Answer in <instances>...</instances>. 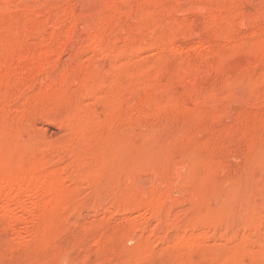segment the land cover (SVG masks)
Returning <instances> with one entry per match:
<instances>
[{"label":"rangeland","instance_id":"374dc122","mask_svg":"<svg viewBox=\"0 0 264 264\" xmlns=\"http://www.w3.org/2000/svg\"><path fill=\"white\" fill-rule=\"evenodd\" d=\"M9 1L0 44L52 60L0 83V169L40 165L66 207L36 226L0 200V264H264V0Z\"/></svg>","mask_w":264,"mask_h":264},{"label":"bare ground","instance_id":"6f19581e","mask_svg":"<svg viewBox=\"0 0 264 264\" xmlns=\"http://www.w3.org/2000/svg\"><path fill=\"white\" fill-rule=\"evenodd\" d=\"M145 1V0H144ZM181 1V0H180ZM187 0H185V2H186ZM200 0H198V2H199ZM212 1V0H211ZM213 1H215L216 3H217V1L216 0H213ZM226 1V0H225ZM10 1L9 0H6V3L8 4ZM188 2V1H187ZM201 2V1H200ZM231 2V1H230ZM13 3V2H12ZM191 3H192V1H191ZM190 3V4H191ZM194 3V2H193ZM202 3V5L204 4V2H201ZM221 3H222V1H221ZM235 3V2H234ZM182 4V3H181ZM197 4V3H196ZM194 5V8L193 7H191L192 9H194V10H197V9H195V6H197V5ZM199 5H200V3H198ZM233 4V3H232ZM236 4V3H235ZM234 4V7H236V5ZM174 5V4H173ZM172 5V6H173ZM183 5V4H182ZM189 5V4H188ZM187 5V6H188ZM206 5V4H205ZM212 5V4H211ZM211 5L210 4H208V6L210 7V9L208 10V12H209V15H207L206 17L207 18H209L208 16H211L213 19H217L219 16H217V14L215 13V10H213V9H211ZM219 5H221L220 3L219 4H217L216 6H218V7H213V8H215L216 10H219L218 8H219ZM227 5V4H226ZM231 5V4H230ZM4 6V5H3ZM9 6V5H8ZM186 6V8H188L189 10L191 9L190 8V6H193V5H190L189 7H187ZM207 5H206V8L208 7ZM213 6V5H212ZM227 6H229V5H227ZM112 7V6H111ZM176 7V6H175ZM178 8H179V6H177ZM199 7H201V6H198L197 8H199ZM205 7V6H204ZM203 7V8H204ZM208 7V8H209ZM231 7L232 8H234L232 5H231ZM239 7V6H238ZM113 8V7H112ZM111 8V9H112ZM171 8H173V7H171ZM181 8V7H180ZM185 8V9H186ZM207 8V9H208ZM229 8V7H228ZM115 9V8H114ZM163 9V8H162ZM177 9V8H176ZM175 8H173V10H176ZM182 9H183V6H182ZM225 9V8H224ZM227 9V8H226ZM171 10V9H170ZM187 10V9H186ZM203 10V9H202ZM121 11H123V10H121ZM156 11V10H155ZM178 11H179V9H178ZM182 11V10H181ZM188 11V10H187ZM199 11V10H198ZM207 11V10H206ZM227 11H228V9H227ZM242 11V10H241ZM125 12V11H124ZM146 12V11H145ZM158 12H160V10L158 11ZM186 11H184V13H185ZM229 12V11H228ZM233 12V11H232ZM4 13V12H3ZM118 13V12H117ZM155 13V12H154ZM153 13V14H154ZM162 13V12H161ZM164 13V12H163ZM166 13V12H165ZM177 12H175V14H176ZM223 13H225V10H224V12ZM236 13H238V12H236ZM1 14V13H0ZM126 14V13H125ZM128 14V13H127ZM126 14V15H127ZM150 14H152V13H150ZM169 14H170V12H169ZM227 14V13H226ZM225 14V15H226ZM235 14V13H234ZM36 15H38V14H35V16ZM114 15H116V14H114ZM155 15V14H154ZM174 15V14H173ZM220 15V14H219ZM224 15V14H223ZM228 15H229V13H228ZM246 15V14H245ZM244 15V16H245ZM259 15V14H258ZM117 16H119L118 14H117ZM147 16V15H146ZM159 16V15H158ZM166 16V15H165ZM168 16H170V15H168ZM168 16H167V18H168ZM231 16V15H230ZM42 17V16H41ZM120 17V16H119ZM143 17H144V15H143ZM142 17V18H143ZM148 17V16H147ZM173 17V16H172ZM234 17V16H233ZM241 17V16H240ZM239 17V18H240ZM245 17H247V16H245ZM256 17V16H255ZM1 18V17H0ZM12 18V17H11ZM10 18V19H11ZM33 18V17H32ZM56 18V17H55ZM54 18V19H55ZM151 18H153V17H151ZM157 18H160V17H156L155 19L157 20ZM232 18V17H231ZM230 18V19H231ZM8 19V18H7ZM57 19V18H56ZM63 20H64V18H62ZM110 20L112 19V17L111 18H109ZM116 19L117 18H115L114 20L116 21ZM147 19V18H146ZM150 18H148V20H149ZM169 19H170V17H169ZM219 19V18H218ZM228 19V18H227ZM236 19V18H235ZM248 19H250V18H248ZM246 20V22L248 21V22H250L249 20ZM253 19H256L257 20V17L256 18H253ZM252 19V20H253ZM260 19H262V18H260ZM2 20V19H1ZM3 20H4V18H3ZM9 20V19H8ZM38 20V19H37ZM47 20V19H46ZM53 20V19H52ZM59 19H57V21H58ZM245 20V19H244ZM12 21V20H11ZM34 20H32V22H33ZM40 21H42L43 22V20H40ZM49 21V20H48ZM61 20H59V22H60ZM105 21V20H104ZM107 21V20H106ZM158 21H160V20H158ZM218 21H220V19L218 20ZM222 21H225L224 19L222 20ZM231 21V20H230ZM234 21V20H233ZM232 21V22H233ZM238 21V20H237ZM243 21V20H242ZM2 22V21H1ZM9 22H10V20H9ZM151 23H154L153 21H150ZM208 22V21H207ZM210 22V21H209ZM217 22V21H216ZM221 22V21H220ZM236 22V21H235ZM256 22V21H255ZM258 22H259V20H258ZM258 22H256V23H258ZM261 22V21H260ZM3 23V22H2ZM36 23V22H35ZM49 23H53V22H49ZM54 23H57V22H54ZM54 23L52 24V25H54ZM107 23V22H106ZM148 24H147V26L150 24L149 22H147ZM205 23V22H204ZM213 23V22H212ZM222 23V22H221ZM220 23V24H221ZM253 23V22H252ZM262 23V22H261ZM264 23V22H263ZM1 24V23H0ZM4 24H6V23H4ZM37 24V23H36ZM44 24H45V22H44ZM58 24V23H57ZM157 24H158V22H157ZM216 24H218V22L216 23ZM227 25V22L226 23H224V25ZM230 24V23H229ZM245 24V23H244ZM251 24V23H250ZM249 24V25H250ZM47 24H45V25H43L44 27L46 26ZM156 25V24H155ZM211 26H213L212 24H210ZM223 25V26H224ZM231 25H233L234 26V23L233 24H231ZM248 25V24H247ZM248 25V27H250V26H254V25H250L249 26ZM258 25V24H257ZM31 26V25H30ZM58 26H60V25H58ZM106 26V25H105ZM139 26V25H138ZM142 26V25H141ZM146 26V27H147ZM209 26V25H208ZM219 26V25H218ZM228 26V25H227ZM237 26V25H236ZM239 26V25H238ZM256 26V25H255ZM260 26V25H259ZM263 26V25H262ZM38 27V26H37ZM185 27V26H184ZM189 27V26H188ZM194 27V26H193ZM215 27V26H214ZM220 27V26H219ZM221 27H222V24H221ZM257 27V26H256ZM100 28V27H99ZM137 28V27H136ZM182 28H183V26H182ZM207 28V27H206ZM216 28H218V27H216ZM238 28H240L241 29V27H238ZM237 28V29H238ZM243 28V27H242ZM262 28V27H261ZM264 28V27H263ZM29 29V28H28ZM33 29V28H32ZM43 29V28H42ZM45 29V28H44ZM133 29V28H132ZM143 29V28H142ZM151 29V28H150ZM189 29H190V27H189ZM194 29V28H193ZM208 29V28H207ZM213 28H210L209 30H212ZM220 29V28H219ZM222 29V28H221ZM226 29V28H225ZM237 29H236V31H237ZM30 30H31V27H30ZM144 30V29H143ZM152 30V29H151ZM179 30V29H178ZM206 30V29H205ZM257 30V29H256ZM43 31V30H42ZM125 31V30H124ZM135 31V30H134ZM139 30H137V32H138ZM172 31V30H171ZM174 31V30H173ZM180 31H182L181 29H180ZM194 31H195V29H194ZM194 31H193V33H194ZM214 31V30H213ZM217 31H218V29H217ZM235 31V30H234ZM247 31V30H246ZM254 31V30H253ZM262 31V30H261ZM23 32H24V30H23ZM33 32H34V30H33ZM32 32V33H33ZM40 32V31H39ZM38 32V33H39ZM146 32V31H145ZM189 32V31H188ZM204 32V31H203ZM219 32V31H218ZM218 32H216L217 34H218ZM223 32H225V31H223V29H222V34H220L221 35V38H222V35L224 34ZM237 32H239V31H237ZM256 32V31H255ZM264 32V31H263ZM37 33V32H36ZM35 32L33 33V35L34 34H36ZM41 33V32H40ZM68 33V32H67ZM102 33H104V32H102ZM102 33H100V34H102ZM128 33V32H127ZM173 33V32H172ZM179 33H181V32H179ZM187 33V32H186ZM192 33V34H193ZM207 33L209 34V33H211L210 31H207ZM207 33H204V35L205 34H207ZM213 33V32H212ZM212 33L211 34H209L210 36L212 35ZM234 33H236V32H233L232 34H234ZM260 31H259V34H258V36H260ZM23 34V33H22ZM100 34H98V35H100ZM133 34H135V33H133ZM191 34V35H192ZM195 34V33H194ZM229 35H230V33H228ZM255 34V33H254ZM31 35V34H30ZM37 35V34H36ZM35 35V36H36ZM110 35V34H109ZM150 35V34H149ZM171 35V34H170ZM175 35H179L180 36V34H178V33H176L175 32ZM184 34H181V37L183 36ZM191 35H189V37H191ZM196 36L198 35V33L197 34H195ZM226 35H227V33H226ZM228 35V36H229ZM24 36V35H23ZM28 36V35H27ZM95 36V35H94ZM105 36H107L106 34H105ZM131 36V35H130ZM133 36V35H132ZM131 36V37H132ZM136 36V35H135ZM134 36V37H135ZM141 36V35H140ZM193 36V35H192ZM201 36H203V35H201ZM200 36V37H201ZM206 36H208V35H206ZM219 36V35H218ZM217 36V37H218ZM225 36V35H224ZM228 36H226V37H228ZM257 36V37H258ZM262 36H264L263 35V33L261 34V37ZM19 37V36H18ZM29 37V36H28ZM34 37V36H33ZM53 37V36H52ZM129 37V36H128ZM133 37V38H134ZM137 37V36H136ZM152 37V36H151ZM150 37V38H151ZM172 37V36H171ZM185 37V36H184ZM187 37V36H186ZM185 37V38H186ZM226 37H225V39H224V37H223V40H226ZM231 37V36H230ZM229 37V38H230ZM93 38V37H92ZM110 38H111V36H110ZM137 38H139V37H137ZM141 38V37H140ZM159 38V37H158ZM173 38V37H172ZM170 39V37H169V40H167V36H166V40L164 41V43H162L161 45H160V50L162 51V52H166V51H170V50H172V48L174 47V41H173V39ZM176 38H180V37H176ZM202 38V37H201ZM206 39H208L207 37H205ZM211 38V37H210ZM209 38V39H210ZM215 37H213V39H214ZM220 38V37H219ZM16 39H17V36H16ZM19 39H20V37H19ZM43 39V38H42ZM55 39H58V38H55ZM128 39H130V37L129 38H127V40ZM135 39V38H134ZM145 38L143 37V39L142 40H144ZM160 39H162L161 37H160ZM164 39H165V37H164ZM163 39V40H164ZM174 39H175V37H174ZM199 39V38H198ZM205 39V40H206ZM212 38H211V40H213ZM217 39V38H216ZM233 39V38H232ZM231 39V40H232ZM237 39V38H236ZM235 39V40H236ZM46 40V39H45ZM50 40V39H49ZM110 40V39H109ZM145 40H147V39H145ZM148 40H149V38H148ZM156 39H154V41H155ZM159 40V39H158ZM201 40V39H200ZM199 40V41H200ZM227 40H228V38H227ZM234 40V41H235ZM39 41V40H38ZM38 41L36 42V43H38ZM42 41V40H41ZM51 41H52V38H51ZM60 41H61V39H60ZM94 41L96 42L95 44H97V46L96 47H99V48H102L103 46H104V40H101V38L100 37H94ZM180 40L178 39V42H179ZM210 41V40H209ZM233 41V40H232ZM232 41H230L231 43H233ZM263 39L261 40V43L263 44ZM55 42V41H54ZM53 42V43H54ZM57 42V41H56ZM59 42V41H58ZM58 42H57V44H58ZM148 42V41H147ZM150 42V41H149ZM156 42H158V41H156ZM155 42V43H156ZM177 42V41H176ZM36 43H35V45H36ZM61 44H62V42H60ZM110 43V42H109ZM141 43V42H140ZM142 43H144V42H142ZM158 43H160V42H158ZM235 43V42H234ZM18 44V43H17ZM39 44V43H38ZM55 44V43H54ZM61 44L60 45H58V46H60L61 47ZM157 44V43H156ZM177 44H179V43H177ZM226 44V43H225ZM261 44V45H262ZM43 45V44H42ZM136 45V44H135ZM154 45V43L152 44V45H150L151 47ZM158 45V44H157ZM205 45V44H204ZM212 45H213V43H212ZM228 45H230V44H228ZM236 43H235V46L234 47H236ZM40 46V45H39ZM141 46H142V44H141ZM143 46H144V44H143ZM142 46V47H143ZM145 46H147V44H145ZM156 46V45H155ZM159 46V45H158ZM158 46H156V47H158ZM176 46V45H175ZM208 46V45H207ZM210 46H211V44H210ZM233 46V45H232ZM259 46H260V42H259ZM23 46H16V47H14V46H12V44H9V45H1L0 44V83H4V82H7L8 81V79L13 75H17V74H24V73H27V71L30 69V66H31V64L32 65H35V62L37 63H43V62H45V60L47 59V55H46V53L45 52H41V53H38V55L37 54H35V52L33 53H31L30 51V53L29 54H26V52H24L23 50V48H22ZM106 47V46H105ZM137 47V48H136ZM136 49H138L139 47H138V45H136ZM154 47V46H153ZM217 47V46H216ZM106 48H108V47H106ZM112 48V47H111ZM144 48V47H143ZM148 48V47H147ZM176 48V47H175ZM201 48H203V47H201V45H200V47H198V49H201ZM214 49H215V47H213ZM238 48V47H237ZM262 48V46L260 47V49ZM264 48V47H263ZM31 49V48H30ZM29 49V50H30ZM103 49V48H102ZM101 49V50H102ZM218 50H219V48H217ZM216 49V50H217ZM52 50H54V48L52 49ZM56 50V49H55ZM97 50H100V49H97ZM114 50H116L117 51V49L115 48ZM132 50H134V49H132ZM131 50V51H132ZM143 50V49H142ZM151 50V49H150ZM149 50V51H150ZM156 50V49H155ZM155 50H153V51H155ZM193 50V49H192ZM44 51V50H43ZM57 51L59 52L60 51V49L58 50V47H57ZM119 51V50H118ZM121 51H123V50H121ZM144 51V50H143ZM152 51V52H153ZM197 51H199V50H197ZM263 51H264V49H263ZM37 52V51H36ZM124 53L126 52V51H123ZM129 50H128V54H129ZM134 52H135V50H134ZM137 52V51H136ZM213 52V51H212ZM52 53V52H51ZM110 53H113V52H110ZM132 53H133V51H132ZM160 53V52H159ZM170 53V52H169ZM204 53V52H203ZM220 53V52H219ZM50 54V53H49ZM58 54V53H57ZM59 54H60V52H59ZM115 54V53H114ZM135 55H136V53H134ZM134 54H133V56H134ZM211 54V53H210ZM214 54H216V53H214ZM51 55V57H52V54H50ZM56 55V54H55ZM55 55H54V57H55ZM117 55V54H116ZM130 55H131V53H130ZM129 55V56H130ZM140 55V54H139ZM142 55V54H141ZM206 55V54H205ZM208 55H209V53H208ZM207 55V56H208ZM132 56V57H133ZM166 56V55H165ZM211 56V55H210ZM50 57V56H49ZM50 57V58H51ZM53 57V58H54ZM135 57H138V56H135ZM164 57V56H163ZM219 57V56H218ZM135 59V58H134ZM163 59V58H162ZM164 59H166V58H164ZM50 60H52V59H50ZM49 60V61H50ZM133 60V59H132ZM135 60H137V58L135 59ZM219 60H221V58L219 59ZM224 60V59H223ZM48 61V60H47ZM46 61V62H47ZM48 61V62H49ZM45 62V66H48V65H46L47 63ZM116 62V61H115ZM137 62V61H136ZM220 62H223L222 60L220 61ZM49 63H51V62H49ZM38 64V65H39ZM135 65V64H134ZM220 66V64H217V66ZM216 67V66H215ZM214 67V68H215ZM41 68V67H40ZM40 68H38V69H40ZM134 68V67H133ZM138 68V67H137ZM217 68H219V67H217ZM69 69V68H68ZM132 69V68H131ZM220 70H222V65L220 66V68H219ZM33 70V69H32ZM148 70V69H147ZM187 70V69H186ZM193 70V69H192ZM215 70V69H214ZM42 71V70H41ZM44 71V70H43ZM182 70H180V72H181ZM184 71H185V69H184ZM200 71V69L198 70V72ZM217 71H219V70H217ZM34 72V71H33ZM33 72H31V73H33ZM35 72H37L36 70H35ZM34 72V73H35ZM127 72V71H126ZM181 73H185V72H181ZM180 73V74H181ZM190 73H191V71H190ZM200 74H201V71L199 72ZM177 74V73H176ZM189 74V73H188ZM195 74V73H194ZM200 74H198V75H200ZM185 75V74H184ZM186 75H187V73H186ZM19 76V75H18ZM26 76V75H25ZM28 76V75H27ZM32 76V75H31ZM31 76H28V79H29V77L31 78ZM35 76V75H34ZM176 76V75H175ZM179 76V75H178ZM177 76V77H178ZM193 75H191V77H192ZM195 77L197 76V75H194ZM21 77V76H20ZM24 77V76H23ZM126 77V76H125ZM142 77V76H141ZM194 77V78H195ZM22 78V77H21ZM27 78V77H26ZM50 78V77H49ZM67 78V77H66ZM71 78V77H70ZM124 78V77H123ZM159 78V77H158ZM188 78H190V77H188ZM187 78V79H188ZM151 79V78H150ZM174 79H176V77L174 78ZM182 79H183V77H182ZM187 79H185V80H187ZM191 79V78H190ZM196 79V78H195ZM57 80V79H56ZM176 80H178V79H176ZM13 81V80H12ZM15 81V80H14ZM13 81V82H14ZM54 82H55V80H53ZM134 81V80H133ZM146 81V80H145ZM147 81H149V79L147 80ZM182 81V80H181ZM17 82V81H16ZM25 82V81H24ZM151 82V81H150ZM150 82H148V84L150 83ZM154 82V81H153ZM152 82V83H153ZM159 82V81H158ZM175 82V81H174ZM8 83V82H7ZM17 83H19V81L17 82ZM17 83H16V85H17ZM29 82H27V84H28ZM64 83H65V81H64ZM67 83H69L68 82V80H67ZM123 83V82H122ZM156 83V82H155ZM182 83H184V82H182ZM9 84V83H8ZM7 84V85H8ZM56 83H53V85H55ZM66 84V83H65ZM64 84V85H65ZM103 84V83H102ZM157 84V83H156ZM170 84V83H169ZM171 84H172V82H171ZM21 85H22V83H21ZM63 85V86H64ZM109 85V84H108ZM57 86V85H56ZM150 87H153V86H151V85H149ZM148 85H144V86H141L142 88H147L146 89V91H148V87H149ZM157 86V85H156ZM2 87V86H1ZM54 87V86H53ZM132 87V86H131ZM158 88H159V86H157ZM156 87V88H157ZM166 87V86H165ZM173 88H174V86H173ZM50 89V88H49ZM150 89V88H149ZM152 89H155L154 87L152 88ZM167 90V89H166ZM169 90V89H168ZM151 91H153V90H151ZM170 91H171V89H170ZM170 91H168V92H170ZM9 92V91H8ZM7 92V93H8ZM12 92V91H11ZM149 92V91H148ZM106 93V92H105ZM15 94V93H14ZM5 95V94H4ZM3 95V96H4ZM11 95H12V93H11ZM107 95V94H106ZM6 96V95H5ZM10 96V95H9ZM13 96V95H12ZM15 96V95H14ZM105 96V95H104ZM103 96V97H104ZM7 97V96H6ZM0 98H2V95H0ZM10 98H11V96H10ZM13 98V97H12ZM11 98V99H12ZM120 98V97H119ZM126 98V97H125ZM169 98V97H168ZM4 99V98H3ZM7 99V98H6ZM6 99H4V100H6ZM123 99V98H122ZM126 100V99H125ZM171 99H169L168 101H170ZM6 101H8V100H6ZM122 101V100H121ZM124 101V100H123ZM164 101V100H163ZM172 101H174V99L172 100ZM159 102V101H158ZM171 102V101H170ZM169 103V102H168ZM167 102H165V104H168ZM158 104V103H157ZM160 104V103H159ZM162 104V103H161ZM171 104V103H170ZM177 105L178 103H174L173 105ZM163 105H164V102H163ZM163 105L161 106V105H156L155 106V109L156 110H158V112L157 113H159V110H160V112L162 113V108H163ZM175 105V106H176ZM167 106V105H166ZM165 106V107H166ZM131 107V106H130ZM133 107V106H132ZM131 107V108H132ZM165 107H164V111H165ZM167 107H169V106H167ZM171 107V106H170ZM133 108H135V107H133ZM147 108V107H146ZM151 108V107H150ZM139 109H141V108H139ZM174 109V108H173ZM149 110V109H148ZM181 110V109H180ZM141 111H142V109H141ZM149 111H151V110H149ZM174 111V110H173ZM134 112V111H133ZM155 112V111H154ZM175 112V111H174ZM163 114V113H162ZM87 135V134H86ZM88 143V142H87ZM31 159V158H30ZM1 164V163H0ZM37 164V163H36ZM2 166V165H1ZM3 168H8V167H3ZM40 168H41V166L40 165H38V166H34V167H32L31 169H30V171L29 172H24V171H14V170H12L11 168V170H7V172H5V170H4V172H5V175L7 176L6 177V179H4L3 181L4 182H2V183H0V200H2V201H4L5 202V206H4V208H3V213H5L4 215H6L7 213H10L11 211H10V209H12V208H16V207H22L23 205L25 206V205H27V206H29L31 209H32V211H37L38 213H37V217L36 216H34V217H32V218H30V219H28V217H27V221H26V223H28L29 221H31L30 223H31V225H36L38 222H43V219L46 217V216H50V215H55V214H57V213H59L60 211H62V210H64V208L66 207V205H64V203L62 202V199H61V196H59V194L57 193V191L58 192H61V191H59V189H58V186H57V178L55 177V176H51V177H48V178H46L45 180H44V182H40L39 181V176L37 175V173H38V171L40 170ZM1 170V169H0ZM3 170V169H2ZM1 170V172L2 173H4L3 171ZM22 170V169H21ZM41 172V171H40ZM1 173V175L3 176V174ZM45 173V172H44ZM42 176V175H41ZM40 176V177H41ZM63 176V175H62ZM1 180V179H0ZM32 187H34L35 189H36V192H38V193H41L43 196H44V198H47L48 200H44L43 202H40V204H39V206H36V205H30V197H29V193H30V190H31V188ZM33 191V190H32ZM37 194V193H36ZM35 195V194H34ZM38 195V194H37ZM37 195H35V196H37ZM62 195V194H61ZM50 199H49V198ZM42 198V197H41ZM35 200H36V198H35ZM39 200H40V198H39ZM41 201H42V199H41ZM35 203H38V202H36L35 201ZM157 203V201H155V199H154V202H152L151 203V205H154V204H156ZM34 204V203H33ZM23 206V207H24ZM23 207L21 208L22 210H23ZM138 207H140V206H138ZM28 208V207H27ZM27 208H25V209H27ZM30 209V210H31ZM148 209V208H147ZM10 211V212H9ZM25 211V210H24ZM17 212V211H16ZM3 213H1L2 215H3ZM31 213V212H30ZM1 214H0V216H1ZM16 214V213H15ZM18 214V213H17ZM16 214V215H17ZM3 215V216H4ZM14 217V216H13ZM16 217V216H15ZM4 218V217H3ZM9 218V217H8ZM7 218V219H8ZM26 218V217H25ZM6 219V218H5ZM20 219V218H19ZM19 219H17V220H19ZM21 219H22V217H21ZM20 219V220H21ZM14 220V219H13ZM13 220H8V222H7V225L8 226H12V224L13 225H20V223H22L23 221L21 220V221H16L15 220V222H13V223H11V221H13ZM10 221V222H9ZM37 226V225H36ZM36 226H34V227H36ZM43 226V225H42ZM56 226V225H55ZM33 227V228H34ZM13 229V228H12ZM35 230V229H34ZM36 231V230H35ZM43 231H45V230H43ZM196 240H199V239H196ZM199 242V241H198ZM177 244L178 245H180L179 244V241L177 242ZM179 247V246H178ZM189 247H190V243H185V242H183V244H181V246L179 247V251L180 250H182V251H184V250H187V249H189ZM193 247V246H192ZM193 249V248H192Z\"/></svg>","mask_w":264,"mask_h":264}]
</instances>
